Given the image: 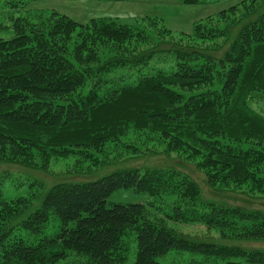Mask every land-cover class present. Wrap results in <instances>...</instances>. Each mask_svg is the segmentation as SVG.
<instances>
[{"label":"trees","instance_id":"1","mask_svg":"<svg viewBox=\"0 0 264 264\" xmlns=\"http://www.w3.org/2000/svg\"><path fill=\"white\" fill-rule=\"evenodd\" d=\"M237 11L230 6L219 16ZM249 16L221 57L174 48V70L130 83L110 73L168 51L151 44L120 52L126 44L154 43L156 17L135 25L105 18L81 24L56 12L15 18L13 36L0 38V157L29 165L71 155L95 160L109 143L137 153L140 140H158L198 159L209 185L264 195V114L251 106L256 93L264 95V10ZM204 25H194L193 37L224 36ZM120 189L149 195L155 216L142 203H108ZM31 205L22 195L8 198L0 178V264H61L70 255L75 264H264V249L191 239L166 225L264 240V212L204 202L195 181L172 168L57 184Z\"/></svg>","mask_w":264,"mask_h":264},{"label":"rangeland","instance_id":"2","mask_svg":"<svg viewBox=\"0 0 264 264\" xmlns=\"http://www.w3.org/2000/svg\"><path fill=\"white\" fill-rule=\"evenodd\" d=\"M10 1L0 0V38L2 39L13 36L12 22L15 18H28L34 21L37 18L36 15H46L50 12L65 15L81 24L88 23L90 19L105 18L135 25L137 22L143 24L146 18L156 17L159 22H155L154 31H150L151 34L156 35L154 43L150 39L147 44H126L120 52L133 54L150 50L154 48H150L151 44L159 48L164 47L168 51L154 55L145 66L117 69L110 73L113 79L119 78L128 83L136 81L140 75L152 74L157 70L165 72L174 70L176 60L170 51L174 48L206 52L216 59L221 57L240 25H243L242 23L250 17L249 14L253 15L255 11L257 13L264 10L262 0H202L193 5L183 4L180 0H29L16 7H13ZM241 3L244 5L239 6ZM230 6H238V11L227 13L226 18L221 19L219 12L227 10ZM198 22L207 24L204 26L211 30V33L218 34L223 30L224 36L203 40L193 37V27ZM149 24L151 25V22L146 21V25ZM163 29L168 30L169 33ZM227 30L228 34L225 36ZM217 85L218 81L215 80L212 86ZM255 96L251 101V106L264 114V95L256 93ZM129 137H132V134L124 139L125 142L129 140ZM137 144L140 146V151L133 153L131 147L127 149L122 145L109 143L100 151L95 152V160H84L78 155H71L67 158H52L46 164L36 162L29 165L18 160L0 157L2 188L8 198L17 195L30 198L31 207L35 208L45 192L57 184L93 181L109 173L126 169L143 171L146 168H172L195 181L201 200L204 202L264 212V195L250 191L248 186L209 185L204 171L197 167L198 159H190L183 152L170 151L164 143L158 140H140ZM153 200L145 193L134 192L130 189L117 190L107 199L108 203H142L148 206V217H154L157 213V211H152L151 204L148 205ZM155 205L158 203L155 202ZM166 225L178 234L191 239L264 249V240L225 239L218 232L195 224L166 222ZM73 257L74 255H70L61 264H75L76 259ZM131 262L132 258L128 260V264Z\"/></svg>","mask_w":264,"mask_h":264}]
</instances>
